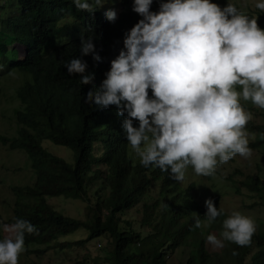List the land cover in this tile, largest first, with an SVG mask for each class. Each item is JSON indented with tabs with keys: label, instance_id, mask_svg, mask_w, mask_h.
I'll return each mask as SVG.
<instances>
[{
	"label": "trees",
	"instance_id": "trees-1",
	"mask_svg": "<svg viewBox=\"0 0 264 264\" xmlns=\"http://www.w3.org/2000/svg\"><path fill=\"white\" fill-rule=\"evenodd\" d=\"M229 1L211 0L221 8ZM160 2L153 0L151 11L158 12ZM119 3L121 10L113 8L117 19L110 22L103 9L78 11L72 0H0V75L17 69L25 76L17 89L21 107L16 112V136L0 134V143L23 150L36 175L33 185L12 188L17 200L10 207L13 216L5 222L11 224L18 218L31 222L38 233L25 234V244L46 245L40 253L47 252L52 242L56 250H65L107 236L112 244L107 256L111 264H168L170 255L193 239L194 217L188 206L191 198L198 194L194 200L202 202L209 196L218 208L221 194L208 182L212 177L198 176L191 167L188 171L199 182L193 180L185 186L173 180L169 172L142 166L127 142L123 127L127 114L118 116L116 106L105 109L87 101L88 92L100 88L111 60L124 48L126 33L142 19L133 11V0ZM244 14L257 18L264 29V12ZM82 34L94 38L102 62L95 61L92 54H82ZM73 58L86 62L84 75L94 74L91 83L81 84V74L68 73L64 65ZM133 124L139 127L138 120ZM249 130L256 133L249 142L251 149L264 151V123L250 120L246 126ZM45 142L76 151L75 162L51 151ZM238 182V194L247 189L264 206L263 177L248 175ZM97 186L94 200L90 189ZM60 195L82 199L91 217L79 219L56 210L47 198ZM140 204L143 216L138 229L133 221L122 220V215ZM202 211L205 215L206 204ZM217 222H223L221 216ZM257 226L250 246L227 242L222 256L211 252L206 237L200 236L198 245L190 248L186 264H223L226 258L232 264H248L250 256L251 264H264V249L252 254L255 247L264 246V222ZM81 228L88 231L85 238L59 240Z\"/></svg>",
	"mask_w": 264,
	"mask_h": 264
},
{
	"label": "clouds",
	"instance_id": "clouds-1",
	"mask_svg": "<svg viewBox=\"0 0 264 264\" xmlns=\"http://www.w3.org/2000/svg\"><path fill=\"white\" fill-rule=\"evenodd\" d=\"M72 2L78 11L94 13L108 0ZM152 4L133 0V11L142 19L126 33L124 48L111 60L100 88L88 92L87 101L105 109L116 106L118 116L127 114V142L142 166L169 172L183 184L189 167L198 176L215 177L219 166L253 153L246 132L252 116L241 100L264 109V29L230 1L221 8L211 0H161L158 12L151 11ZM119 6L105 10L107 20L116 21L113 8ZM254 7L264 12V0ZM93 41L82 34L80 50L102 62ZM64 66L69 74H81V84L93 81L94 74L84 75L87 64L81 59ZM188 206L193 229L210 231L206 241L213 248L221 249L225 242L251 245L255 221L239 211L230 215L222 198L218 208L211 198ZM220 216L223 222L214 223ZM0 230L7 234L0 239V264H19L25 234L38 229L18 218L0 223ZM259 249L264 246L252 254Z\"/></svg>",
	"mask_w": 264,
	"mask_h": 264
},
{
	"label": "rangeland",
	"instance_id": "rangeland-1",
	"mask_svg": "<svg viewBox=\"0 0 264 264\" xmlns=\"http://www.w3.org/2000/svg\"><path fill=\"white\" fill-rule=\"evenodd\" d=\"M257 0H230V3L235 4L243 13L259 11L254 7ZM119 0H108L107 3L101 8L104 11L111 9L112 7H118ZM62 36L66 34L62 33ZM25 82V76L17 69L11 70L9 73L0 75V134L7 135L9 137H15L17 133V121L16 112L21 107V101L17 97V89ZM240 90V89H238ZM243 103V104H242ZM241 104L244 109L251 113L252 119L257 124L264 123V109L260 112V108L254 106L251 103L244 104L241 100ZM259 109V112L256 110ZM248 140L253 141L255 139V131H246ZM44 145L51 151H54L64 157L68 162H75L76 151L68 149L63 145H55L50 142H45ZM260 166V168H259ZM248 175H256L264 178V151L255 150L252 156L245 159L240 156H236L233 160L229 161L225 165H221L217 169L215 177L209 179L210 185L221 194L222 206L228 209L230 215L233 211H239L243 215L252 218L256 223V231L259 230L257 226L259 222H264V206L257 203L259 201L254 194H250L247 189L242 191V194L236 192V186H239L238 181H244ZM194 173L187 170L185 180V186L193 180L198 179ZM36 180V175L31 166V161L26 153L21 149H10L0 143V223L9 224L7 221L13 216L10 209L11 205H14L17 200V196L12 189L15 186H27L33 185ZM205 183L202 185L204 186ZM199 187V186H198ZM97 187L90 189V194L95 200L94 194ZM156 190L154 193L157 194ZM198 194L194 197L197 199ZM194 198H191L190 202H195ZM209 196L205 197L206 201ZM48 202L56 209L61 211L67 216H71L79 219H88L90 212L86 208V203L82 199L68 198L66 196H53L48 197ZM251 205V206H250ZM142 204L137 205L130 211L122 215V220L133 221L134 227H139V222L143 216ZM13 223V222H12ZM147 229V228H144ZM216 231H213L215 233ZM192 240L183 245V249H179L175 253H172L168 258V264H186L190 248L194 245H198V238L207 237L210 234L206 228L193 229ZM7 235L0 230V239ZM88 235V231L81 228L72 233L63 235L60 237V241H77L85 238ZM219 237V236H218ZM111 239L109 237H102L101 239H94L89 241L85 246H75L63 250L59 247L56 250L55 242H52L48 246L47 252L40 253V249L46 248V245L37 246L33 243L25 244V251L19 256V264H111L108 260L109 250L112 248ZM226 244V242H225ZM211 246V245H210ZM211 252L223 255L224 247L216 249L211 246ZM251 258L248 257L247 263H251ZM223 264H232L227 258Z\"/></svg>",
	"mask_w": 264,
	"mask_h": 264
}]
</instances>
